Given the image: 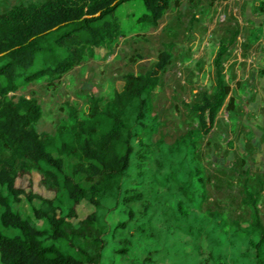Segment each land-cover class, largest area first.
I'll use <instances>...</instances> for the list:
<instances>
[{"label":"trees","instance_id":"1","mask_svg":"<svg viewBox=\"0 0 264 264\" xmlns=\"http://www.w3.org/2000/svg\"><path fill=\"white\" fill-rule=\"evenodd\" d=\"M138 1L139 23L157 26L178 0H43L0 14V264H264V226L258 195L244 187L249 224L227 225L203 210L206 179L198 141L214 127L230 86L222 73L228 45H220L215 85L188 106L198 129L168 144L156 140L152 92L171 62L161 50L141 74L124 75L103 102L90 96L86 118L69 106L54 135L38 133L34 99L10 95L42 78L58 79L123 35L116 10ZM264 12V0L260 4ZM230 44V43H229ZM31 164L54 189L34 222L12 205L23 193L15 181ZM90 211L82 218L76 207Z\"/></svg>","mask_w":264,"mask_h":264},{"label":"rangeland","instance_id":"2","mask_svg":"<svg viewBox=\"0 0 264 264\" xmlns=\"http://www.w3.org/2000/svg\"><path fill=\"white\" fill-rule=\"evenodd\" d=\"M43 0H0V14L14 6ZM263 0H178L165 12L157 26L138 22L144 13L140 2L120 6L115 15L123 35L106 50L97 51L58 79L34 81L10 96L34 99L42 116L35 124L38 133L54 135L68 120L69 106L84 119L90 96L108 101L122 88L124 75L141 74L155 63L161 50L172 59L152 92V113L159 127L156 140L168 144L197 130V116L188 106L198 104L203 93L215 85L213 62L220 45H228L222 73L230 86L225 106L219 111L211 132L198 141L197 159L206 179L205 211H215L227 225L249 224L243 204L244 187L258 195L264 226V12ZM230 43V44H229ZM3 159L8 150L0 149ZM15 186L23 193L12 205L14 212L30 218L37 228L45 223L33 210L38 199L28 202L25 194L50 200L51 183L31 164ZM90 210L76 207L82 218Z\"/></svg>","mask_w":264,"mask_h":264}]
</instances>
